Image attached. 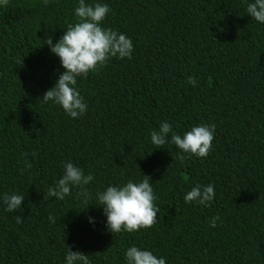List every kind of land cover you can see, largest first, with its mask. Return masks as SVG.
Segmentation results:
<instances>
[{"label":"trees","instance_id":"1","mask_svg":"<svg viewBox=\"0 0 264 264\" xmlns=\"http://www.w3.org/2000/svg\"><path fill=\"white\" fill-rule=\"evenodd\" d=\"M85 2L107 4L102 26L134 50L78 78L88 108L75 119L42 97L64 71L47 38L75 23L78 0L0 6V264H65L67 248L90 264H125L133 245L166 264H264V24L246 12L253 0ZM164 121L181 135L214 123L211 153L181 161L175 145L154 149ZM67 162L94 177L90 198L73 187L44 199ZM144 175L157 223L113 236L96 194ZM196 184L214 186L208 207L184 202ZM5 193L25 197L21 210L5 211Z\"/></svg>","mask_w":264,"mask_h":264},{"label":"clouds","instance_id":"2","mask_svg":"<svg viewBox=\"0 0 264 264\" xmlns=\"http://www.w3.org/2000/svg\"><path fill=\"white\" fill-rule=\"evenodd\" d=\"M49 0H44L47 5ZM9 0H0V6L7 7ZM110 12L107 4L86 3L78 0V6L74 9L75 23H68L66 31L60 39L53 43L47 38L46 44L50 52L57 56L64 71L59 75L53 87L48 89L42 97L45 104L52 102L60 106L71 118H79L87 111V104L76 87L78 78H87L90 72L106 66L111 58H132L133 43L129 37L112 28L103 27V22ZM247 14L261 24H264V0H253L248 3ZM23 61L18 62L22 65ZM187 83L196 86V78L189 76ZM216 125L214 123H201L191 127L182 135L177 134L170 123L161 122L158 130L150 133L151 143L154 149L164 148L166 144L175 145L179 150V158L183 161L186 157L206 158L212 151V142L215 138ZM171 134V135H169ZM27 153L24 157H27ZM34 155V154H33ZM31 168V163L25 164ZM21 172L24 169L20 170ZM94 177L85 175L83 170L71 162L64 164L62 177L49 187L44 199L55 197L64 200L71 194L73 187L81 191L79 196L90 198L85 186ZM215 191L212 184H196L188 191L183 199L186 204H197L208 207L214 200ZM25 197L18 194L2 196L5 211L12 213L21 210V204ZM98 207L103 208L106 216V228L113 234L127 232L129 234L152 228L157 223V213L160 211L154 201L157 199L151 186L150 177L144 175L139 182L128 180L125 184L109 185L105 190L96 194ZM51 222H55L53 216H49ZM17 223L22 222L18 215ZM91 220V218H90ZM219 216L210 219V227H217ZM67 248V247H66ZM125 264H166V258L157 257L150 250H142L133 245L124 253ZM65 264H90L89 255L80 251H70L67 248Z\"/></svg>","mask_w":264,"mask_h":264}]
</instances>
